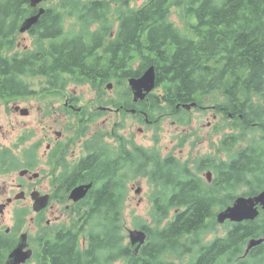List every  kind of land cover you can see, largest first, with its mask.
Here are the masks:
<instances>
[{"label":"trees","instance_id":"obj_1","mask_svg":"<svg viewBox=\"0 0 264 264\" xmlns=\"http://www.w3.org/2000/svg\"><path fill=\"white\" fill-rule=\"evenodd\" d=\"M37 11L30 0H0V98L18 88L35 92L30 82L21 80L22 75L49 77L51 85L63 86L67 80L83 84L97 70L105 83L93 85L103 89L109 81L120 87L154 66L156 89L141 102L142 109L153 112L168 106L175 116L180 114L176 104H214L216 111L232 116V144H243L230 161L220 160L215 166V186L202 183L200 173L206 167L199 158L197 173L175 157L162 158L143 147L138 148L137 158L131 157V164L95 155L83 160L79 171H86L89 164L95 184L91 205L82 223L48 229L37 237L35 264H264V241L242 257L249 239L264 238V212L253 221L230 222L224 235L206 241L218 225L217 211L215 196L200 191L210 186L234 191L240 183L248 188L240 192L244 196L264 190V0H150L139 9L125 11L135 13L121 20L125 46L118 49L109 44L102 66L86 58L90 46L75 40L80 35L72 30L106 21V6L94 0H58L30 29L34 47L18 52L19 26ZM169 11L180 13V24L167 17ZM146 30L145 36L138 35ZM63 35L71 38L56 40ZM139 40L148 47L139 46ZM254 129H259L261 138L252 137ZM245 136L252 139L243 141ZM228 137L223 143H229ZM129 170L132 177L143 175L154 183L151 201H161L153 206L150 221L134 225L148 234L137 254L124 242L123 233L124 176ZM236 196L234 192L220 196L219 210ZM79 236L87 247H80ZM6 242L0 237V264H5L10 248Z\"/></svg>","mask_w":264,"mask_h":264},{"label":"flooded vegetation","instance_id":"obj_2","mask_svg":"<svg viewBox=\"0 0 264 264\" xmlns=\"http://www.w3.org/2000/svg\"><path fill=\"white\" fill-rule=\"evenodd\" d=\"M94 1H98L107 7L108 11L104 13L107 20L101 23L93 21L89 27H78L72 32L80 35L75 40L89 44L90 48L86 58L97 61L95 66H102L101 62L107 58L106 49L109 44H115L118 49H123L125 46L121 40V20L127 16L135 15V13H125V11L139 9L150 0ZM168 1L172 3L173 0ZM168 8L171 6L168 5ZM179 14L169 11L166 15L175 24H180ZM143 15H148V13H143ZM161 15L165 14L161 13ZM171 16H176L177 21H174ZM109 23L111 28H108ZM100 24L103 26L99 27ZM64 31L67 33L69 29ZM128 34L129 32H126L124 36ZM146 34L147 30L138 35L145 36ZM70 38L63 35L56 40L65 41ZM133 41L138 40L134 39ZM139 46L148 47V43L139 40ZM16 47L19 45L17 44ZM131 48L135 47L131 45ZM26 49L28 47H23V51ZM36 78L39 83H42L39 92L44 90L43 92L28 94L27 92L23 93L24 90L18 88L15 94L7 93L0 98V237L3 241H7L6 243L10 247L6 257L16 247L23 234L27 235V247L35 252L40 237L38 240L36 239V243H33L32 234L29 230L32 229L38 235L43 234L38 233L40 230L39 223L46 226L47 224L51 225V221L59 223L66 219L68 222L70 217L75 215L78 216V222H83L82 216L91 205V191L95 184L91 179L89 164L86 171H79L82 169V161H89L95 155L110 159L118 158L121 163L128 161L131 164V161L134 160L131 157L137 158L139 156V145L135 143V137L131 133L127 134L129 126L126 120L129 116L132 123H136L139 121L142 112L147 113L145 109L141 108V100H134L127 82L128 79L119 87L123 88L124 92L111 97L105 88L99 89L98 86L93 85V83H105L102 73L97 70L90 72L87 81L83 84H76L70 92L69 84L51 85L49 77L38 76ZM36 78L21 76V80L24 82ZM66 82L75 83L70 80ZM111 82L114 84L113 81ZM81 86L85 87L89 96H86L84 90L78 91ZM9 89L12 88L9 87ZM34 96H37V99H34ZM32 100L38 102L47 100V105L45 103L43 106L39 104L37 111L40 112V119L45 122L48 118L49 123L37 131L28 129L26 122L22 119V115L26 114L30 107H23L21 104ZM211 107L213 106L202 105L195 108L210 110ZM54 116L55 119L52 118ZM217 116L215 112L211 115L212 120L207 117L206 126L208 128L212 129L216 126ZM231 117L228 119L232 120ZM110 120H113L111 126L106 127ZM42 129L45 130L42 131ZM254 132H257L256 135L259 137V129L254 130L253 134ZM233 133L234 130L231 126L230 132L227 133L229 134V143L233 140ZM39 134L42 135L38 136ZM213 138L215 140L214 136ZM222 144L225 150H230L227 142ZM235 153L236 150H233L232 155ZM199 159L205 160L206 167L201 172L205 174V178H202L200 173V177L203 179L202 183L213 185L216 178L215 166L220 160L205 157H199ZM207 172L211 173L209 177L206 176ZM128 173L134 175L130 170ZM128 173L124 177L130 175ZM89 183H92V188L83 198L77 201L70 198V193L75 187ZM200 191L215 196L213 198L215 211L219 210L220 196L233 192L231 189L212 188V186L200 188ZM36 199H44L46 203L40 210L34 208ZM159 202L161 201H151L150 204L156 206ZM30 212L32 216H30ZM67 222L51 226L59 228L67 226L64 225ZM48 229L45 228V232ZM77 239L81 248L87 247L84 237L79 236Z\"/></svg>","mask_w":264,"mask_h":264},{"label":"rangeland","instance_id":"obj_3","mask_svg":"<svg viewBox=\"0 0 264 264\" xmlns=\"http://www.w3.org/2000/svg\"><path fill=\"white\" fill-rule=\"evenodd\" d=\"M57 1L58 0H46L41 2L40 6L47 8L52 6V4L56 3ZM171 17H173L174 21H177V19L175 18L176 16ZM17 44L19 45V47H17L16 50L18 52H23V47H34V38L28 32H24L23 34H20L18 36ZM29 82L35 89V92H39L41 90L42 83H39L37 78L30 79ZM68 84L70 92L72 91L71 88H73L76 84L66 82V85ZM106 84H109V82H107ZM107 88L108 86L105 85V89L111 97L118 96L120 93L124 92L123 88H119L113 83L111 89ZM82 90H84L83 92L86 94V96H89V92L85 91L84 86L78 88V91ZM34 99H37V96H34ZM47 100L44 102L32 100L21 104L23 107H30V110L26 114L22 115V119L26 122L28 129L30 128L35 131L41 130L40 128L46 126L49 123L48 118L45 122H43L40 119V112L37 111V106L39 104L43 106L44 103L47 105ZM208 106L213 107H211L210 110L193 109L191 111H185L182 108H179L180 114H176L175 116L171 112L172 109L170 107L162 106L163 108H160V111H148L147 113L142 112L141 116L139 117V121L136 123H132V119H130V117L128 116L126 123L129 126V130L127 131V134L131 133V135L135 137V143L139 145V147L155 151L159 153L162 158H166L167 156L175 157L176 160H180L181 163L185 164L187 169L189 167L190 171L197 173L195 172L196 159H198L199 157L215 158L216 160L230 161L233 157L232 151L237 150L238 147H242L243 144V142H240L238 144L232 145V143L230 142L228 143L230 151L225 150L222 142L225 138V135L230 132L229 125L232 124V121L228 119L230 117V114L226 115L225 113L223 114V112L216 111V106L214 104ZM178 107L179 104H176L175 108L178 109ZM215 112L218 115L216 126L210 129L206 126L208 122L207 117L212 120L211 115ZM52 118L55 119V116ZM181 118H183L182 121H180ZM237 118L240 119L241 123H244V119L242 117L237 116ZM112 122L113 120H110V122L106 124V127H110ZM239 126H242V124H240ZM43 130L45 129H42V131ZM253 131L252 137L261 138V133L258 134L259 137H257V132H254L253 134ZM40 135L42 134H39L38 136ZM213 136L215 137V140ZM248 139L252 138L245 136V139L243 141H246ZM218 146H220V148H217ZM201 177L205 178V174H202ZM158 188L159 187L157 186V189ZM247 189V186H245L243 183H240L237 185V187H235V190L233 192L237 194V196H239L238 194H240L241 191L243 192ZM155 190L156 185L150 182V180L146 176L136 175L134 178L132 177L131 173L126 177V201L123 210V233L126 234L124 242H128L127 229L135 228L134 225L138 222L151 220L150 213L153 210V206H151L150 204V196ZM64 214H66L65 211ZM30 216H32L31 212ZM49 217L51 218L52 216L50 215ZM70 219L68 222L66 221V219H64L59 223L61 224L67 222L64 225L69 226L71 223L77 221L78 216L75 215L73 217H70ZM50 223L51 225L59 224L55 223L54 221H51ZM217 223L218 225L216 229L206 236V241L211 240L213 237L224 235L227 229L229 228L230 224L225 220L223 222L218 221ZM51 225L47 224L46 226H42L39 223L38 226L40 230L38 233H44L45 227L51 230H55L57 226ZM29 232L32 234L33 243H36V239L39 235L32 229H30ZM24 264H35V259L30 258Z\"/></svg>","mask_w":264,"mask_h":264},{"label":"water","instance_id":"obj_4","mask_svg":"<svg viewBox=\"0 0 264 264\" xmlns=\"http://www.w3.org/2000/svg\"><path fill=\"white\" fill-rule=\"evenodd\" d=\"M46 0H30V6L36 8L41 2ZM44 13V8H39L37 13L26 17L19 27V33H24L36 24L40 15ZM155 69L154 66L146 68L139 77H133L128 79L129 86L133 92L134 100H144L146 95L155 88ZM111 87L110 84L107 85ZM196 103L184 104L183 108L190 110L195 108ZM210 172H207L206 176H210ZM91 187V184L80 185L75 187L71 193L70 198L74 201L80 200L87 193V190ZM45 206L44 199H36L34 204L35 210H40ZM260 211H264V190L259 191L253 196H237L234 202L227 206L225 209L219 211L216 214L217 222H223L229 220L231 222H242L255 220ZM128 241L131 251L137 254L140 248L145 244L148 235L142 229H128ZM264 241V238H251L246 242L243 256H245L252 248L258 246ZM27 235H21L16 247L9 253L6 264H24L33 255V250L27 248Z\"/></svg>","mask_w":264,"mask_h":264},{"label":"bare ground","instance_id":"obj_5","mask_svg":"<svg viewBox=\"0 0 264 264\" xmlns=\"http://www.w3.org/2000/svg\"><path fill=\"white\" fill-rule=\"evenodd\" d=\"M112 87V86H111ZM111 87L109 89H111Z\"/></svg>","mask_w":264,"mask_h":264}]
</instances>
